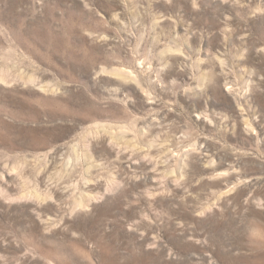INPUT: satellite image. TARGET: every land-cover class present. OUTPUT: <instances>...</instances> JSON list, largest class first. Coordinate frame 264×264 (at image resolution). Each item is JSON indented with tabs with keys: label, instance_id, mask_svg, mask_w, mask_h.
<instances>
[{
	"label": "rangeland",
	"instance_id": "obj_1",
	"mask_svg": "<svg viewBox=\"0 0 264 264\" xmlns=\"http://www.w3.org/2000/svg\"><path fill=\"white\" fill-rule=\"evenodd\" d=\"M0 264H264V0H0Z\"/></svg>",
	"mask_w": 264,
	"mask_h": 264
}]
</instances>
